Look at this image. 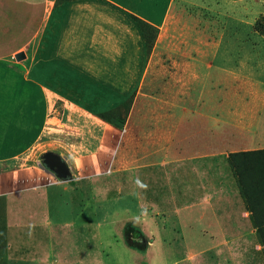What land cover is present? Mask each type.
Listing matches in <instances>:
<instances>
[{
	"label": "crops",
	"instance_id": "obj_1",
	"mask_svg": "<svg viewBox=\"0 0 264 264\" xmlns=\"http://www.w3.org/2000/svg\"><path fill=\"white\" fill-rule=\"evenodd\" d=\"M236 2L227 0L226 8ZM187 4L0 0V197L7 264H104L86 247L88 206L77 199L83 182L133 173L131 195L143 171V193L151 194L143 205L152 215L127 221L132 225L125 229L118 264H264L229 161L231 154L264 149L261 73L256 132L233 125L228 99L240 82L242 105L249 106V81L261 63L220 58L217 21L202 27ZM228 19L234 27L233 11ZM144 25L155 33L150 39ZM175 39L183 57L176 70L163 71L168 84L161 94L150 93L155 54L173 50ZM18 54L25 59L17 60ZM131 99L122 129L98 117ZM46 152L70 164L69 180L39 167ZM159 180L167 192L154 202Z\"/></svg>",
	"mask_w": 264,
	"mask_h": 264
},
{
	"label": "rangeland",
	"instance_id": "obj_2",
	"mask_svg": "<svg viewBox=\"0 0 264 264\" xmlns=\"http://www.w3.org/2000/svg\"><path fill=\"white\" fill-rule=\"evenodd\" d=\"M192 1L188 0L187 7L192 13L199 16L202 27L205 25V22L210 19L216 20L218 23V37L221 38L222 36L220 58H227L232 61H236L240 57L243 59L250 58L251 63H261V71L259 72L255 69L252 73V75L255 76V79H250L249 81L250 94L244 99L246 100L245 104H249V106L243 107L242 105L243 99L241 94H238L240 91L237 90L240 82L233 83V91H231V93H233L232 97H228L230 101L232 100L231 103L233 106L231 112L233 118L231 119V122L234 126H246L247 131L250 129L251 132H249L251 135L252 131L256 132L254 126L256 124V118L260 112L257 109L258 105L256 103L258 100L257 92L259 88L256 77L259 76L260 73L261 81L264 82V0H231L237 1L238 3L236 2L227 8V0ZM165 4L166 0H163V5ZM176 5L177 2L175 8ZM209 8L210 11H212L211 13H209ZM213 10H215L216 13H214ZM230 11L234 12V27L233 20H230L228 24V17L231 15ZM241 21L245 23L241 24ZM174 36L177 37V33H175ZM237 41L239 42V45L232 46V42ZM175 44L173 50H157L155 54L157 63L155 64L154 72V78L157 79L153 81L155 85L150 93H156V95L161 94L163 85L165 86L168 84V81H163V71L166 72L167 69L169 71L176 70L175 62L183 57L184 50L181 45L179 46L178 39H175ZM242 44L247 45L246 48L250 47V50H248L250 55H247L245 49L241 47ZM210 81L211 79L206 83L208 89H210ZM218 87L219 89H222L224 86L218 85ZM261 87L264 88V86ZM240 88L241 87H239V89ZM223 99H225L224 96L219 97L220 102ZM235 130H237V128H235ZM41 157L39 158V162L42 161ZM131 174L133 175V173L128 172H116L112 175L99 174L96 175V177L94 176L91 180L85 179L83 182L85 187L80 190L81 193L77 199H82L84 206H88L86 214L87 221H89L87 227L89 242L86 247H89V252L96 262L100 260L104 264H118V258L116 255L119 251L126 248L123 241L125 229L128 230V224L132 225L131 222L127 221L136 219L138 216H147V218H149L152 215L151 210L143 205V203H146L151 197L150 193H143L146 190V187L142 186L146 185L144 181L145 172L143 171L142 173H139V175L143 174V177L138 176V180H140V183L138 184L140 187L137 189L138 192L134 189L132 190V194L129 195L130 192H128V186L130 185V180L133 179V177L131 178ZM94 182H96L95 185ZM92 185L94 186L92 187ZM158 186L159 188H154V193L152 194L154 202L159 201L167 192V188H160V180ZM141 188L143 190L142 203L139 202V195L142 194L140 192ZM182 200H189V197H182ZM52 209L54 211L53 207ZM55 212L56 211L53 213ZM134 233L135 231H132L131 233L130 231L128 232L129 236ZM158 243L161 244L160 241ZM182 243L183 242L180 241L174 242L175 245ZM5 247L4 200L3 197H0V264H7ZM66 247L67 246L65 245L63 246V248ZM127 264H129V262H127Z\"/></svg>",
	"mask_w": 264,
	"mask_h": 264
},
{
	"label": "trees",
	"instance_id": "obj_3",
	"mask_svg": "<svg viewBox=\"0 0 264 264\" xmlns=\"http://www.w3.org/2000/svg\"><path fill=\"white\" fill-rule=\"evenodd\" d=\"M143 31L148 39L155 34L146 25L143 26ZM132 102V99L126 101L115 110L102 113L98 117L115 128L122 129L127 121ZM229 161L235 171L253 226L264 249V149L231 154Z\"/></svg>",
	"mask_w": 264,
	"mask_h": 264
},
{
	"label": "water",
	"instance_id": "obj_4",
	"mask_svg": "<svg viewBox=\"0 0 264 264\" xmlns=\"http://www.w3.org/2000/svg\"><path fill=\"white\" fill-rule=\"evenodd\" d=\"M17 60L21 61L25 59L24 54H18ZM39 167L43 170L52 173L60 180H69L72 177V171L70 164L64 160L60 155L53 152H46L42 156V161L39 163Z\"/></svg>",
	"mask_w": 264,
	"mask_h": 264
},
{
	"label": "clouds",
	"instance_id": "obj_5",
	"mask_svg": "<svg viewBox=\"0 0 264 264\" xmlns=\"http://www.w3.org/2000/svg\"><path fill=\"white\" fill-rule=\"evenodd\" d=\"M137 183H140L139 181H137ZM143 187H146V185H142Z\"/></svg>",
	"mask_w": 264,
	"mask_h": 264
}]
</instances>
